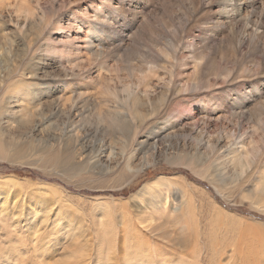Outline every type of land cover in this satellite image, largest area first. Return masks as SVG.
<instances>
[{"label": "rangeland", "instance_id": "1", "mask_svg": "<svg viewBox=\"0 0 264 264\" xmlns=\"http://www.w3.org/2000/svg\"><path fill=\"white\" fill-rule=\"evenodd\" d=\"M223 7V0H0V109L24 107L41 138L11 143L26 151L0 159V190L7 180L21 190L27 215L61 208L74 219L111 212L116 220L126 200L134 217L149 218L163 196L152 208L146 195L142 203L133 195L162 178L175 215L189 197L200 214L206 195L264 227V24ZM134 171L131 185L116 182ZM1 199L14 209L15 197ZM98 199L109 204L94 211ZM168 221L165 233L181 234L164 251L190 261L189 238ZM144 233L149 247L160 242Z\"/></svg>", "mask_w": 264, "mask_h": 264}, {"label": "bare ground", "instance_id": "2", "mask_svg": "<svg viewBox=\"0 0 264 264\" xmlns=\"http://www.w3.org/2000/svg\"><path fill=\"white\" fill-rule=\"evenodd\" d=\"M223 4V13L233 16L246 13L249 20L250 17H255L256 21L264 24V0H223ZM4 108L7 109L6 106ZM23 109L24 107L19 111L0 109V118L7 116L3 126L11 129L4 137V134H0V159H10L25 154L26 150L12 146L11 143L41 139L33 131L34 126L29 127L25 123L21 115ZM100 121L112 122L102 118ZM21 128H25L26 133L20 132ZM26 148L31 150L29 145H26ZM137 174L138 171L132 174L124 172L116 182L122 181V185H127L134 180V178L130 180L127 176ZM9 181H4V190H0V264H264V240H262L264 227H261V223L253 225L252 221L248 222L247 219L225 207L222 208L206 195L201 196L199 200L200 214L195 211L196 203L193 204L192 198L189 197L187 202L182 201L183 205H180L178 213V210L174 211L177 213L175 215L166 208L169 192L163 191L160 187L165 184L162 178L145 182L138 193L133 195L139 198L138 202L141 203L146 195L152 208L155 203L152 198H157V195L163 196L160 205L152 209L153 211L150 210L152 215L149 218L143 215L134 217L135 214L125 206L128 202L125 200L120 201L122 211H119L116 220H113L111 212L106 213V220L102 219L104 216L102 213L95 214L91 218L74 219L70 217V213H63L61 208L56 209L54 214L50 213L51 209H49L48 212L44 210L42 214L34 210L32 214L27 215L22 212L24 200L20 195L22 191L16 188L9 189ZM12 184L22 186L17 181H13ZM175 184L180 187V184ZM53 186L49 185L45 188L47 187L52 195H58L59 191L57 192ZM151 191L156 193L153 197ZM3 195L15 197L14 209L11 208L10 201L1 199ZM55 197L57 196H51V198ZM64 201L69 202L67 199ZM104 201L99 200L94 211L104 203L109 204ZM204 216L206 218L202 224L201 218ZM158 219L168 223L170 219L174 227L181 229L182 238H189L188 247L192 257L190 261L180 253V256L170 254L177 257L172 260L164 251L165 247L170 246L169 242L173 237L171 235L176 233L179 236L181 233L175 232L176 229L165 233V223ZM149 231L157 233L160 239V242L154 241L155 243L151 245L153 250L150 249L147 239H143V236H146L144 232L149 233ZM182 238L180 239L183 240Z\"/></svg>", "mask_w": 264, "mask_h": 264}]
</instances>
